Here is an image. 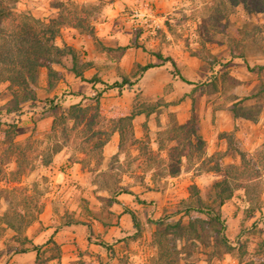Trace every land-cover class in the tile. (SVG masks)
Here are the masks:
<instances>
[{
    "label": "rangeland",
    "instance_id": "374dc122",
    "mask_svg": "<svg viewBox=\"0 0 264 264\" xmlns=\"http://www.w3.org/2000/svg\"><path fill=\"white\" fill-rule=\"evenodd\" d=\"M56 1L8 4L19 18L40 22L41 32L59 15ZM72 1L69 11L76 9L84 26L73 27L66 10L54 42L75 49L82 72L96 71L71 78V57L55 55L59 63H49L51 72L37 68L33 101L0 81V215L24 214L22 236L40 246L42 264H264V12L233 5L234 0H119L114 20L124 39L105 55L103 43L93 40L90 57L85 39L108 19L105 7L116 0ZM104 57L115 63L102 64ZM177 71L189 82L172 73ZM94 77L108 84L127 78L133 85L103 91V83L90 81ZM100 90L93 125L81 117L67 136L49 131L55 116L72 104H94ZM45 100L57 108L49 110ZM232 105L251 106L255 119L234 117ZM16 110L18 122L7 137L6 123ZM189 121L202 144L188 128L175 129ZM119 126L118 151L104 157L100 142ZM223 133H232L253 159L240 178H229L230 184L249 179L257 189L245 195L234 189L221 203L213 183L240 161ZM62 149L66 159L54 167L53 156ZM73 163L84 175H71ZM192 184L223 219V243L196 225L197 236L177 237L171 228L159 246L157 233L167 224L187 226L204 217L195 211L192 219L185 210L195 201ZM125 209L135 214L138 229ZM15 246L13 231L0 223V263L35 264L34 251L16 253Z\"/></svg>",
    "mask_w": 264,
    "mask_h": 264
},
{
    "label": "trees",
    "instance_id": "16d2710c",
    "mask_svg": "<svg viewBox=\"0 0 264 264\" xmlns=\"http://www.w3.org/2000/svg\"><path fill=\"white\" fill-rule=\"evenodd\" d=\"M74 4L75 2L72 0H66L65 2L57 0L56 2H53L52 5L60 11L59 15L57 18L51 19L49 22L45 23L42 31L40 32L36 26L37 24H41L40 22L35 19L30 20L27 18H19V15L8 4V0H0V81H6L9 88L21 89L26 94L23 100L33 101L37 99L33 88L37 68L39 66H43L46 67L49 72H51L52 69L49 63H59L57 60H54L53 57L55 55H69L72 60L71 71L76 76L82 77L83 72L82 69L79 68L75 49L68 45L58 46L54 42L55 37L60 31L59 26L64 24L66 20V15H64L66 10H68V14L71 16L69 21L73 27L80 28L84 26L82 18L76 14V9H73L74 11H69L70 6H73ZM239 4H241V6L246 10H249L250 5H252L255 11L264 12V0H234L233 5ZM89 36H94L93 30L89 32ZM151 66L152 64L150 63L145 64L140 66V70H146ZM173 66L175 67L174 63ZM261 67L262 66H260V69ZM172 73L178 75L181 80L189 82L186 80V78L179 74L178 71ZM90 81L101 82L100 78L98 77L91 78ZM101 83L104 84L103 91L110 88L120 89L124 86L127 89H130L133 85L132 82H130L127 78H123L121 81H114L111 84L104 82ZM101 91L102 90L95 93L93 98L95 101L94 104H88L85 106L72 104L65 112L55 116L52 119L49 131L54 134L59 131L62 135L67 136L74 128L79 127V124L83 119L81 117L85 118L84 122H86L89 126L93 125L97 116L99 99L102 94ZM44 103L45 105L49 106V110H54L57 108L56 104H53L51 100H45ZM230 110L232 111L234 117L240 116L247 119H255L252 114L253 110L251 106L238 108L232 105ZM19 111L20 110L14 111L12 122L6 123V128L4 130L5 136L10 137L13 134L18 122V115L20 113ZM131 117L132 115L129 116V118ZM179 128H188L189 135L193 136L198 143H203L202 136L197 133L195 125L190 123V121L176 125L175 129ZM85 131V128L82 129V132ZM117 131L119 132V137L121 140L123 138V130L119 126ZM225 135H228L229 149H231V152H235V155L239 157L240 161L238 164L233 163L225 168L222 179L213 183V187L217 192L216 195L219 198V202L221 203L233 196L234 189L243 191L244 195L250 193V191H256L257 189V184L250 182L249 179L243 181L235 180L233 184H230L229 178H240L248 171L249 164L253 163V159L247 158V153L239 146L232 133ZM171 137H174V134H172ZM187 140L191 144V139L189 136H187ZM104 143L105 142H100L99 146H101V144L103 145ZM56 151H58L57 148L55 149V152ZM217 154H221V152H217ZM48 161L49 159L47 162ZM71 161L75 160L71 159ZM190 188L191 192L189 194L195 199V201L186 204L185 210L190 217L195 211L203 214L204 217H195L193 219L192 216L191 218L195 223L190 221L187 226H181L180 223L173 225L167 224L162 232L159 230L157 233V244L159 246H162L164 242L163 237L169 235L172 232L171 228H174V233H176L177 237H181L186 232L194 233L197 236L198 233L196 225H198L203 231L210 230V236H212L219 243H223L221 241V238H223V219L212 206H209L201 201L198 194V188L194 184H192ZM28 199L29 195L27 194V190H25V192H23V203L28 204ZM125 210L128 211L131 216L133 227L138 229V221L135 214L130 210ZM24 221V214L20 210H16L11 216H9L7 213L0 215V223H3L7 228L13 231V238H15V241L18 245L15 246L14 251L16 253L34 251L36 253L35 264H42L45 259L40 258V246L22 236V224ZM158 222H156L157 226L162 225L160 220ZM87 230L90 232V227ZM25 241L28 242V246H24ZM52 243L54 246H56L54 242ZM102 243L105 245L104 242Z\"/></svg>",
    "mask_w": 264,
    "mask_h": 264
},
{
    "label": "crops",
    "instance_id": "0c3cea01",
    "mask_svg": "<svg viewBox=\"0 0 264 264\" xmlns=\"http://www.w3.org/2000/svg\"><path fill=\"white\" fill-rule=\"evenodd\" d=\"M120 1L119 0H116L112 5H107L105 8V11L106 13H108V19L105 20V21H100L97 25H96V28H95V32H94V36L93 37H90V38H87L85 39L86 41L84 42L85 43V48L88 50V54H89V46H92L94 41H101L103 43V45L107 48L103 49V55H105V51L106 50H109L108 48H112V47H115L116 45H119L117 44V40L119 38H123L122 37L123 35L122 34H118L116 32V30L118 29V26L115 22V16L117 15L118 13V3ZM126 38V37H125ZM128 39H126L127 41ZM125 41V40H123ZM121 45V44H120ZM90 56V54H89ZM91 57V56H90ZM105 58V57H104ZM106 61H102V64L104 63H107V64H111V63H115V62H111L110 59L108 58H105ZM118 64H115V65H121L122 63L120 62H117ZM140 63V62H139ZM140 65V64H139ZM92 67H90L89 69L85 70L83 72V76L84 77H87L88 75H93V73L96 71L95 69H93ZM76 75L73 73L71 78H74ZM78 77V76H76ZM104 79L103 77L101 78V80ZM97 83V82H96ZM123 88V87H122ZM77 97H80V96H77ZM77 101H80L79 98H77ZM137 116L140 115V114H136ZM247 119V118H246ZM120 137H119V132L117 130H115L110 139L108 141H106L104 144H103V147H102V154L104 157H107L109 155H112V154H115L117 151H118V141H119ZM66 150L62 149L60 152L56 153L54 156H53V166L54 167H59L61 163H63L65 161V157L66 155ZM70 169L69 171H73L71 172L72 174L71 175H77L78 176H82L84 175V173L82 172V170L80 168H77V167H80L78 165V163H73L72 166H69ZM57 169V168H55ZM46 212H50L51 211V207H47Z\"/></svg>",
    "mask_w": 264,
    "mask_h": 264
}]
</instances>
